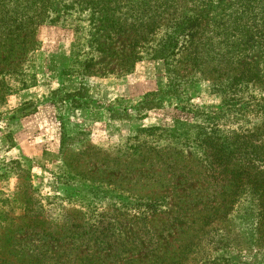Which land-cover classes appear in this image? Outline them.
<instances>
[{
	"label": "rangeland",
	"instance_id": "1",
	"mask_svg": "<svg viewBox=\"0 0 264 264\" xmlns=\"http://www.w3.org/2000/svg\"><path fill=\"white\" fill-rule=\"evenodd\" d=\"M81 85L87 106L50 103ZM0 87V212L30 200L94 231L83 250L145 263L137 245L177 258L186 200L208 217L182 264H264V0H0Z\"/></svg>",
	"mask_w": 264,
	"mask_h": 264
},
{
	"label": "trees",
	"instance_id": "2",
	"mask_svg": "<svg viewBox=\"0 0 264 264\" xmlns=\"http://www.w3.org/2000/svg\"><path fill=\"white\" fill-rule=\"evenodd\" d=\"M14 12L11 13L8 19L11 21L10 28L8 32L17 37L16 31H18L19 25H23L24 38L27 37L28 40L31 39L32 25L20 24L22 18H25L24 12H21L17 9H13ZM9 13V12H7ZM26 13L28 16V22L33 21L32 17L35 15L34 7L32 4L27 6ZM21 15V16H20ZM5 17V12L2 15ZM49 16L46 13V17ZM27 22V23H28ZM16 34V35H15ZM30 35V36H29ZM15 40V39H14ZM33 39H31L32 41ZM12 42V41H11ZM10 48V47H9ZM88 70L89 65H86ZM25 80H22V87H18L19 90L25 89ZM29 87V86H28ZM5 88V87H4ZM27 88V87H26ZM1 90V87H0ZM85 87L81 85L76 90L73 91H64L62 89L54 88L51 93V104H56V101H66L70 103V107L80 108L82 106H87L88 101H81L82 98H86L84 95ZM162 91L157 92V94L146 95L143 97L134 107L135 110H145L149 108L156 107V103L152 101L151 98H154L161 94ZM30 103H25V105L19 108L17 111H20L21 117L28 116L33 114L36 111L37 106L26 111ZM106 110L111 111V108L108 106ZM260 177L264 179V173L259 172ZM198 190V187H195ZM227 190H222V193H226ZM30 200H22L19 197H13L9 203L11 204V211L16 209V205L19 204L18 208H22L21 212L17 215L11 213L8 210L0 212V264H182L183 261H180V256L185 249L193 244L194 240L197 237H200V230L205 225L206 218L208 215L207 207L203 208L204 212L198 211L196 206L193 205V202L187 203L181 201L177 207H180V224L176 225L175 228H180L185 232V236H182L178 239L176 238L177 245L175 247V253L177 258L173 256V252L168 250V247H164L160 250L159 254L154 253L155 247L150 246H140L137 245L135 248L144 250L146 255H151L148 261L145 263H137L135 258H122L119 259L116 252L109 250V255H103L99 250H83V242L81 237H91L94 234V231L90 229L85 230L84 223L81 220L71 221L69 224L53 222L46 217L42 216L39 212L33 213L30 211ZM264 209V199L261 202ZM4 206V205H3ZM231 207V201L226 200L225 198H220L218 202L214 205H211V209H222V211H227ZM196 209V213H202L199 216L191 213ZM215 209V211H217ZM190 210V213L187 217H183V211ZM191 214V215H190ZM193 214V215H192ZM9 216V217H7ZM166 231L168 230L167 222L163 223ZM148 227L152 228L153 225L148 223ZM88 238V239H89ZM167 242V241H166ZM121 249L125 250L128 243L124 240H120ZM145 248V249H143ZM126 255V254H125ZM104 256V257H102ZM127 256V255H126ZM124 256V257H126ZM110 257H113V260H109Z\"/></svg>",
	"mask_w": 264,
	"mask_h": 264
},
{
	"label": "crops",
	"instance_id": "3",
	"mask_svg": "<svg viewBox=\"0 0 264 264\" xmlns=\"http://www.w3.org/2000/svg\"><path fill=\"white\" fill-rule=\"evenodd\" d=\"M21 96V95H20ZM32 117L34 116V115H31ZM30 116V117H31ZM58 138H59V136H58ZM57 138V139H58ZM57 139H56V137H54V142L56 143L57 142ZM18 139H16V136H15V143L13 144V146H12V148H11V150H12V153H14V154H28V153H32L31 151H30V149L28 148V146L25 144V143H19V141H17ZM25 147H26V150H25ZM17 152V153H16Z\"/></svg>",
	"mask_w": 264,
	"mask_h": 264
}]
</instances>
